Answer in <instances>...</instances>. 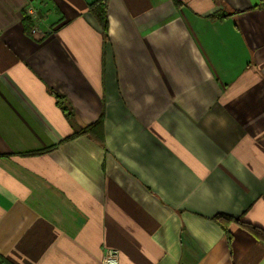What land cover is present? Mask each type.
<instances>
[{
    "label": "crops",
    "instance_id": "0c3cea01",
    "mask_svg": "<svg viewBox=\"0 0 264 264\" xmlns=\"http://www.w3.org/2000/svg\"><path fill=\"white\" fill-rule=\"evenodd\" d=\"M98 1L0 0V256L264 264V0Z\"/></svg>",
    "mask_w": 264,
    "mask_h": 264
},
{
    "label": "trees",
    "instance_id": "16d2710c",
    "mask_svg": "<svg viewBox=\"0 0 264 264\" xmlns=\"http://www.w3.org/2000/svg\"><path fill=\"white\" fill-rule=\"evenodd\" d=\"M258 6H262L264 7V2L263 4L261 3ZM91 9V13L95 16V18L97 19L99 26H101V29L103 31L104 34V38L108 37V31H109V21H108V16H107V11H106V5L104 4L103 1H98L93 3L90 6ZM24 26L25 29L27 31H30L31 27H33V21L32 19L28 16L26 17V19L24 20ZM60 98V96H58ZM102 120L103 118H101L95 126L99 125L100 127L102 126ZM92 127H88L86 129H82L83 134H90ZM214 219L216 220L217 223H219L220 225H223L224 227H227L230 223L232 222H237L241 225V227H244L246 230L250 231L252 234H254L256 237H258V240H262L264 241V230L260 227H257L253 224H250L248 222L242 221L240 219H235L232 216H228V215H223V214H219L216 215L214 217ZM0 264H11L10 262H8L5 258H2L0 256Z\"/></svg>",
    "mask_w": 264,
    "mask_h": 264
},
{
    "label": "built area",
    "instance_id": "2783aa9c",
    "mask_svg": "<svg viewBox=\"0 0 264 264\" xmlns=\"http://www.w3.org/2000/svg\"><path fill=\"white\" fill-rule=\"evenodd\" d=\"M29 16L32 20H35L38 18L37 12L33 7L28 8ZM32 32L36 33V28H32ZM119 252L116 249H110L106 252L104 257L102 258V264H120Z\"/></svg>",
    "mask_w": 264,
    "mask_h": 264
}]
</instances>
